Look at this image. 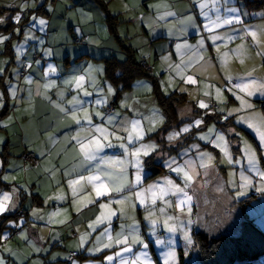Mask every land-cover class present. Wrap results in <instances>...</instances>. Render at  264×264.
I'll return each instance as SVG.
<instances>
[{"label":"rangeland","instance_id":"1","mask_svg":"<svg viewBox=\"0 0 264 264\" xmlns=\"http://www.w3.org/2000/svg\"><path fill=\"white\" fill-rule=\"evenodd\" d=\"M75 1L79 5L76 15L74 11L76 8L73 10L67 9L68 0H57L55 1L56 4H53V0H50L47 4H45L46 0H0V6L10 10L4 15H0V20H3L0 26H4L7 18L11 15L16 25L13 32L16 36L0 31V40H2L0 42V53H4L6 43L11 39H13L16 50L15 63L9 69V80L7 79V82H11L12 75L14 77L13 84L6 83L7 90L11 91L12 97L15 98L17 91H19L20 71L25 64L29 67L28 74L30 76L35 75V72L36 74L42 73L40 69L32 65V63L35 64L34 60H32V63L30 61L23 62L27 58L25 54L32 50L31 58L39 52L49 59L47 52L41 51L43 50L42 47L45 46V35L43 33L38 37L36 31L40 19L46 21L44 27L47 26V23H50V20L46 16H37L33 11L44 5L53 24L61 18L69 21L67 15L69 18L75 15V17L79 16L81 20L90 19L85 9L91 11L92 15L96 13L95 10H91L89 4H86L83 8L80 6L81 0ZM105 1H111L110 9L113 8L112 11L117 12V10H120L123 12L120 16L121 24L119 25V36L121 38L125 36L134 37L139 31L142 32L141 23L137 24V21L134 22L136 24L127 22L130 17L126 12L131 8H136L137 1L143 2V0ZM169 1L171 0L161 1L162 8H165L166 12L163 13L162 23L164 24L161 23L159 27L174 34L179 42L175 51H169L161 57L163 65L161 68L164 69V75L163 79L160 77H156V79H159L161 90L166 96L177 93L178 95H185L186 101L178 109L180 125L174 126L162 137L169 146L178 145L184 141V137H193L194 140L175 155L169 156L168 153L159 152L162 146L159 144L156 135L165 127L166 118L153 94V83L148 79L135 81L133 90L122 95L120 100L123 101H121L123 105L120 104L116 109L117 114L106 117L113 118V121L109 123L111 127L106 129L107 140H103V134L97 132L95 128L94 133L87 128L83 131H80L79 128L74 129L73 138L75 143H77L76 139L80 140V137H86L89 141L93 138H101L102 143L105 145L98 152L96 161L83 160L86 168L90 167L92 163L98 167L99 172L91 173L92 176L99 175L101 181L111 185L112 181L104 173L119 174L122 168V174L127 178L125 184L135 181L136 191L141 193L140 196L136 195V197L140 199L141 208H144L142 215H144V222L147 225L146 228L142 227L138 214H136L138 218L135 220L128 217V215L130 216L129 212L133 210V196L129 194L130 191L126 192L125 196L116 199L123 200V204L116 203V200L112 201L108 198L104 201V204H109L115 215L108 216L107 210L102 209V211L108 219L117 216L116 220L121 225L118 233L120 239L127 237L128 241L137 239L143 243L136 242L133 245H127L116 242L109 244V237L111 236L112 239L114 235L115 223L113 221L108 229L103 230L100 244L103 243L104 250L107 248L109 250L115 249L111 254H108L113 259L111 261L106 259L105 263H101L99 260L100 262L89 261L85 264H114L115 262L117 264H200L193 237L196 230H202L211 237L220 235L237 236L240 232L242 219L249 218L264 231V191L259 190L264 187V182L260 181L259 176L254 171H250L246 155L249 148L253 149L259 161L256 167L264 171V144H262L256 130L257 127H260L264 131V110L262 108L264 89L258 87L260 84H264V8L260 11L248 12L238 0H188V4L192 2L190 11L188 4L187 6L181 5L178 0H175L177 1L175 4H169ZM173 5L181 6L180 16L178 15L179 21L169 20L165 22L166 17L171 18L175 14ZM201 5L208 6V14H212L207 17L200 16V21L196 14L202 8ZM17 15L20 16L19 22L14 20ZM176 15H174V18H176ZM26 17L29 18L27 23L25 22ZM33 17L36 19L33 20ZM235 17H239L242 23H237ZM227 19H232L233 23H224ZM58 28V26L56 28L51 26L52 33L50 35L52 38L57 39L58 36L59 40H63L65 37L64 30ZM261 30L263 31L261 32ZM251 31L257 32L260 40L259 44L253 40L251 35L247 34ZM22 32L23 35L21 36ZM4 37L8 39H3ZM215 37H219V39H214ZM77 38L81 39L82 37L69 35L68 42L72 48L90 44L87 40L85 43H77ZM117 47L119 48L118 44ZM37 49L40 51H37ZM2 54H0V65L4 66L1 70L5 72L10 64V59ZM137 56L141 58L140 55L137 54ZM174 56L177 57L179 62L174 61ZM118 59L124 60V55L121 53ZM33 67L34 71L31 72L30 69ZM161 68L160 70H162ZM189 76L196 83H189L187 81ZM252 81H256L257 87L253 95H248L246 91L241 90L239 85L251 84ZM46 98V96H43L42 101L32 98L26 101V108L31 107L27 103L33 104L32 110L37 107V111L40 113L38 121L42 123L49 120V117L41 115L43 111H46L43 108L49 107L45 104ZM242 101L245 103H242ZM201 102L206 104L207 107L201 108ZM0 105L4 106L3 102H0ZM248 105H251V107H248ZM2 106H0V109ZM211 106L214 108H211ZM54 107L61 111L60 106L55 105ZM104 111H106L105 108ZM7 117L0 119V142L4 145L8 143L9 137L1 132V129L3 126L8 125L9 119L2 123ZM27 118H29L26 121L27 125H32L37 120L34 115H29ZM207 118H216V122L207 124ZM83 119L76 117L71 124L77 123V120L82 123ZM229 119L233 121L234 126L224 132L219 128L218 123H225ZM197 121L200 123L197 124ZM249 123L253 124V127H249ZM133 124L136 125L135 128H133ZM92 127H96V125ZM8 128L10 129L9 126ZM185 128L188 131H184ZM243 130L256 139L261 152L258 151L253 141ZM221 136L224 137L223 140L220 139ZM117 137L120 139H117ZM230 137L231 139L235 137L234 139L239 141L241 154L238 157L231 149ZM14 138H11L13 139V145H15ZM121 145H124V147H121ZM2 146L0 145L1 179L5 172L2 161L4 148ZM142 147L143 151L139 156L132 154ZM145 151L147 152L146 155L144 154ZM226 152L228 155L225 154ZM153 154H157V162L162 163L165 173L144 184L146 179V177L144 178L145 160ZM229 156L233 163H229ZM22 164L23 168L27 167L24 163ZM202 164H206L207 167H202ZM177 167L184 168L190 175H193V181L187 182L188 187H185L186 182L183 175H178L173 170ZM146 173L147 176L150 174L148 171ZM137 174L140 176L139 182L136 181ZM242 176L250 177L253 184L242 187L244 183L241 179ZM167 180H172L174 185L183 188L192 198L199 195L205 200H210V205L206 208L203 207L204 204H194V206L193 200L188 201L184 193L174 194L175 189L166 183ZM58 181L61 182V178ZM86 182L88 181L85 180ZM85 183H82V189L86 186ZM97 183L99 184L100 181ZM208 184L211 185L210 190L207 188ZM157 185L159 187H156ZM161 188L164 189L163 195L160 193ZM241 192L244 195H239ZM14 193L15 190L12 188L2 190L0 187V202L5 203L7 206L5 214L10 212V209L13 210L11 212L16 210L12 209ZM5 195L10 197L8 201H4ZM64 195L63 193L62 196ZM147 197H150L149 202ZM141 200H143V203H141ZM153 200H155V203H153ZM181 200L185 202L181 204ZM59 208V211L65 210V207L60 206ZM37 211L38 215L45 216L46 223L52 210L36 208L35 212ZM35 212L34 210L31 211L30 223H33V225L31 227L28 225L23 229L25 234L22 232L20 243L10 239L8 246L5 241L0 245L2 264H60L61 262V264H66L65 261H69L70 256L66 257V251L76 248V245L62 243V248L55 249L51 255H48L52 245H47L44 239L38 240L36 231L42 233L45 228L40 223L41 218L36 217ZM119 214H121V219H118ZM56 217L55 215V221ZM169 228H173L175 231H169ZM32 229L34 232H31ZM186 234L190 237L191 244L185 239ZM144 244H147L148 247L145 248ZM105 245L109 247H105ZM91 247L92 252H94V244ZM125 248H131L132 251H124ZM180 250L183 252V260L180 258ZM169 252L174 253V256H169ZM73 253L80 254L78 251H70V255ZM60 255L61 257L58 258ZM75 260L73 264L82 263L80 260ZM250 264H264V257L252 261Z\"/></svg>","mask_w":264,"mask_h":264},{"label":"crops","instance_id":"2","mask_svg":"<svg viewBox=\"0 0 264 264\" xmlns=\"http://www.w3.org/2000/svg\"><path fill=\"white\" fill-rule=\"evenodd\" d=\"M49 1L50 0H46L45 4ZM53 1V4H56L55 1L57 0ZM124 1L127 2V0ZM161 1L162 0L137 1L136 8H131L126 12L130 17V20L127 22L133 24L137 21V24L141 23L142 32L139 31L136 33L134 35L135 38L133 36H125L124 38L128 40V44L140 55L141 58L139 59L150 67V73L157 78L160 77L163 79L164 69L161 68L163 66L161 57L169 51H175L179 40L174 34L169 33L164 28L160 29L159 27L163 21V13L166 12L165 8H162ZM178 1L181 2V5L187 6L188 4V0ZM238 1L242 3V0ZM75 2V0H68L67 9L73 10L76 8L74 10L76 15L79 5ZM110 2H108L109 11L120 18L123 12L120 10H117V12L112 11L113 8L112 10L110 9ZM176 2L175 0H171L169 4H175ZM80 3V6L83 8L86 4H89L91 10H95L96 13L92 15L91 11L85 9L90 19L81 20L79 16L75 17V15L69 18L66 14L69 21L65 20V18H61L56 20V23L53 24L51 17L49 18L50 14L47 12L48 15L46 17H48L50 23H47L46 27L37 23L36 36L39 37L44 33L45 46L42 47L43 50L41 51L44 53L47 52L46 54H48L49 59L46 58L47 63L34 60L33 57L31 58L32 50H29V52L25 54L27 58H25L23 62L30 61L32 63V60H34L35 64L32 63V65L40 69L42 73L36 74L35 72V75L30 76L28 74L29 67L25 64L24 67H26V71L24 75L22 71L24 67L20 71V88L15 98L12 97L11 91L9 90H7L8 98L5 96L2 83L5 84L6 87V83L13 84L14 77L11 75V82H7L9 69H7L8 67L6 68L5 74V72L1 70L4 66L0 65V102L4 104L0 111L4 109L7 104L9 105V113L5 115L8 117L2 121L3 123L9 119V123L1 129V132H4L9 137V144L7 143L4 145L0 142L1 146L4 145L2 146L4 148L3 155L7 156L2 181L11 185L10 188L15 190L12 209H16L14 212H11L13 210L9 207L10 212L6 214H12L17 211H26L27 213L26 217L20 216L15 221L9 222V226H12L13 229H17L16 233L12 234V231L8 230L3 234L2 241L7 242V246L10 243V239L20 243L22 232H24L23 229L28 225L29 227L33 225V223H30L31 211L34 210L35 212L36 208H41L43 210L50 209L52 210L51 216L46 223L45 216L38 215V211L35 212L36 217L38 216L41 218L40 223L45 228L42 233L36 231L38 240L44 239L47 245H52L50 246L48 255H51L55 249L62 248V243H72L76 245V248L67 250V253L65 252L67 258L70 255V251H78L80 252V257L77 260L82 261L81 264H85L89 261L97 262L99 260L101 263H105L108 254H111L115 249L109 250V248H107L104 250L103 243L100 245L102 242L103 230L108 229L114 221V235L112 239H109V244L116 243L117 238H121L118 236L121 225L120 222L116 220L117 216L112 219H104L103 222L99 224L96 223L97 217L101 216L103 212L100 205L104 204V201L108 198L115 201L117 198L125 196L126 192L130 191L129 194L133 196V210L130 212L128 211L130 214L128 217L131 220H135L138 218V216H136V214H138L142 227L146 228L147 225L144 222L145 217L142 215L144 208H141L139 204L140 199L136 197L137 185L135 181L125 184L124 190L120 193L113 191L110 195L97 197L93 185L98 184V181L89 182L87 177L92 176L91 173H98L99 169L92 162L91 166L86 168V164H84L83 160L87 161V158L84 152L81 151V144H88L89 140L86 137H80V140L76 139L77 143H75L73 138L75 128H79L80 131L87 128L90 129L92 133H94L93 131L96 127H103L104 129L110 128L111 126L109 123L113 121V118L109 120L110 117H106L108 115H116L117 112L115 110L113 113H107L104 111V108L106 109L111 103H116V109L120 104L123 105V101L120 100L122 98L118 99L116 97L115 88L109 85L105 80V60L112 57L118 58L122 52L117 47L115 40L109 32L103 10L93 0H81ZM191 4H188L190 11L192 9ZM173 10H175V14H177L176 18H174V14L171 18L166 17L165 22L169 20H174L175 22L179 21L178 15L180 16L181 6L178 7L177 5H173ZM207 14L208 6H204L200 8L196 16L198 20L201 21L200 16L207 17L212 13ZM36 15L39 16V14ZM28 19L29 18L26 17V23ZM251 21H253V19H251ZM51 26L54 28L58 26V29L64 30L63 33L65 37L63 40H59L58 36L57 39L52 38L50 35L52 33ZM262 31L263 30H261V32ZM69 35L75 37L81 36L85 39V42L87 40L90 44L72 48L68 42ZM54 40L56 41L55 43ZM97 42H99V44H97ZM53 43L54 45H52ZM12 47L16 58V50L13 43ZM37 51L40 50L37 49ZM2 55H4V53ZM176 60L178 61L177 57L174 56V61ZM34 67L30 69L31 72L34 71ZM160 68L162 70H160ZM81 76L84 77V80L78 85L76 81ZM109 88L111 91H109ZM85 91L91 93V95L85 96ZM43 96L47 97L45 104L49 106L48 108L42 107L47 112L43 111L41 115L49 117V120H45V123L38 121L40 113L37 111V107L32 110L31 107L33 104L27 103V105H31V107L28 106V108H26V101L31 100V98L42 101ZM76 100H81L84 103L76 104ZM97 101H99V103H97ZM53 105L60 106L65 109V111H59ZM85 111H87L91 117V124L85 119ZM73 113L77 118H84L82 123L71 124ZM96 113H100V115H96ZM29 115L37 117L36 122L32 125L26 124ZM95 125L96 127H92ZM12 137H15V145H13ZM26 152H34L36 154L39 159L37 166L24 164L27 167L23 168L21 156ZM94 154L97 158L91 160L93 162L98 159V152ZM146 171L145 169L144 178L147 177ZM60 178L61 182L58 181ZM77 180H80L79 184L74 183ZM85 180L88 182L85 183ZM144 182V184H147L149 181L145 180ZM82 183L86 184V186L83 187L84 189L81 188ZM207 188L210 190L211 185L208 184ZM3 189L5 188H2V190ZM29 190L31 191L29 192ZM63 193L65 194L64 196H62ZM57 194L58 196L55 197ZM37 195L43 199L42 207L36 205L33 199L34 196ZM149 199L150 197H147L148 202ZM192 200L193 205L204 204V208L211 203L210 200H205L199 195L194 196ZM204 200L205 202H203ZM89 201L94 202L90 203ZM60 206L65 207V210L59 211ZM55 215L57 216L56 221ZM118 219H121V214H119ZM90 225H92V227H90ZM31 232H34V230L32 229ZM115 237L117 238L115 239ZM92 244H94V250L96 252H92ZM133 244L131 239L127 243V245ZM60 257L61 255L58 258ZM65 262L67 263V260ZM114 264H117V262Z\"/></svg>","mask_w":264,"mask_h":264},{"label":"trees","instance_id":"3","mask_svg":"<svg viewBox=\"0 0 264 264\" xmlns=\"http://www.w3.org/2000/svg\"><path fill=\"white\" fill-rule=\"evenodd\" d=\"M93 1L105 13V22L108 26L109 32L112 38L115 40V42L119 45L121 52L125 56L124 60H119L118 58H114V57L105 60V80L107 81L108 84H110L115 88L116 97L118 99H120L123 94L133 89L135 81L139 79L150 80L153 83V89H154L153 94L166 118L165 127L161 129L160 132L156 135L159 144L162 146L159 152L168 153L169 156L179 153V151L183 147L188 145L189 142L193 141L194 138L184 137L183 142L179 143L178 145L169 146L167 141L162 136H164V133L172 129L174 126L180 125L178 109L179 107L185 104L186 96L178 95L177 93H173L169 96H166L162 92L158 80L156 79L155 76H153L150 73V68L148 69L145 66V64L139 59V57L137 56V51L129 44L127 45L128 42L127 39L121 38L119 36L118 29H119V25L121 24V20L119 16L113 15L109 11L108 2H106L105 0H93ZM242 3L244 8L248 12L260 11L264 8V0H242ZM9 11L10 10L0 6V15H4ZM11 12H15V11H11ZM33 12L42 16L48 15L44 5L34 10ZM14 29H15V23L13 22V16L11 15L10 17L7 18L6 24L4 26H0V31L5 33H11L13 34V36H16L13 33ZM78 39L79 38H77L76 41ZM12 40L13 39L9 40L6 43L5 51H4V55L8 56L10 59V64L7 69H10L11 66L15 63L14 61L15 54L12 47V43H13ZM80 43H85V39L84 42H80ZM34 55L44 57L39 53H36ZM34 55H33L34 60H40L37 58L35 59ZM44 59H45L44 62L41 60L40 61L43 63H47V59L45 57ZM25 71H26V67H24L23 69V75ZM2 86L4 89L5 96L8 98V91L5 84L2 83ZM112 104L114 105L116 110V103H111L110 105ZM262 108L264 110V102ZM8 113H9V105L7 104L4 107V109L0 111V118H3ZM212 122H216V118L206 119L207 124ZM232 122L233 121L229 119L225 123L219 122L218 126L221 130L225 132L228 131L229 128L234 126ZM243 131L253 141L258 151L261 152L256 139L250 133L246 132L245 130ZM234 138L235 137H232L231 139L230 137L231 149L234 152V154H236V156L238 157L241 154L239 141ZM2 158H3V166L5 167L7 156L2 155ZM37 160L38 162L35 166H37L39 163L38 157ZM145 169L148 172H150V174L145 179L146 181H151L154 178L158 177L159 175L165 173V169L162 163L157 162V154H153L145 160ZM10 186L11 185L4 183L0 177V187L5 189H10ZM33 199L36 202V205L42 207L43 199L41 197L37 195L34 196ZM20 216L26 217L27 216L26 211H17L12 214H4L0 216V245L3 242L2 236L5 232L11 230L12 234L16 233L17 229L15 228L13 229V227L9 226L8 224L11 221H15ZM193 237H194L195 247L198 251L200 264H250L252 261L264 257V231L259 226H257L252 219L249 218L242 219L240 224V232L237 236L220 235L218 237H211L206 232L199 230L193 233ZM69 256L71 257L72 255ZM70 257L68 259H70ZM79 257L80 254H78V257L76 259H78ZM180 258L181 260H183L182 250H180ZM73 261L71 262L67 261L66 264H72Z\"/></svg>","mask_w":264,"mask_h":264},{"label":"snow or ice","instance_id":"4","mask_svg":"<svg viewBox=\"0 0 264 264\" xmlns=\"http://www.w3.org/2000/svg\"><path fill=\"white\" fill-rule=\"evenodd\" d=\"M204 6L205 5H201V7H204ZM35 19L36 18L33 17V20H35ZM14 20H15V22H19L20 16L17 15L14 18ZM235 20H236L237 23H242V21L239 19V17H235ZM0 23H3V20H0ZM38 23H39V25L43 26V25L46 24V21H44L43 19H40L38 21ZM224 23L231 24V23H233V20L232 19H227V20L224 21ZM247 34L251 35V37L253 38V40L257 44L260 43V40H259V37H258L256 31H251V32H249ZM3 39H8V38L4 37ZM214 39H219V37H215ZM0 42H2V40H0ZM83 80H84V77L81 76V77H79L77 79L76 83L79 85ZM187 81L189 83H196V81L191 76H189L187 78ZM239 87L241 88L242 91H246L248 95H253L254 94V90L256 89L257 85H256V81H252L251 84H242V85H239ZM258 87H259V89H264V84H260ZM109 91H111L110 88H109ZM217 91L219 92V90H217ZM84 95L88 96V95H91V93H88L87 91H85ZM75 103L76 104H83L84 102L81 101V100H76ZM97 103H99V101H97ZM242 103H245V102L242 101ZM0 106H2V105H0ZM200 107L201 108H206L207 105L204 104L203 102H201L200 103ZM248 107H251V105H248ZM61 111H65V109L61 108ZM84 115H85V119L88 121V123L91 124L92 123L91 117L89 116L87 111H85ZM96 115H100V113H96ZM73 119H76L74 113H73ZM109 120H111V117L109 118ZM76 122L79 123L80 121L77 120ZM196 123L199 124L200 122L197 121ZM135 127H136V125L133 124V128H135ZM249 127H253V124L249 123ZM256 130L259 133L260 140H261L262 144H264V131H262L260 129V127H257ZM96 131L103 134V137H102L103 140H107L108 139V135H107V130L106 129H104L103 127H97ZM184 131H188V129L185 128ZM117 139H120V138L117 137ZM130 139H131V137H130ZM202 139H203V137H202ZM220 139L223 140L224 137L221 136ZM104 146L105 145L102 143L101 138H93L92 140H90L88 142V144H81V151L84 152V154H85L87 159L95 160L97 157H96V155L94 153L99 152ZM121 147H124V145H121ZM141 151H143V147L140 148V149H137L132 154L135 155V156H139ZM144 154L146 155L147 152L145 151ZM225 154L228 155L227 152ZM246 155H247V162H248L250 171H254L257 174V176H259L260 181L264 182V171H261L260 169H258L256 167V165L258 164L259 161H258V159H257V157L255 155V151L253 149L249 148L247 150V152H246ZM119 163H122V162H119ZM229 163H233V161H232L230 156H229ZM201 166L202 167H207L206 164H202ZM173 170L176 171L178 175L179 174L183 175V179L186 182L185 187L189 186V184L187 182H191L194 179L193 175H190L188 171L184 170V168L177 167V168H175ZM122 173H123V169L122 168H121V173H119V174L113 173V172H105L104 173V175L107 176L110 181H112L111 185L101 181V177L99 175L87 177V180L89 182H91V181H101L99 184H94L93 187H94V190H95V192L97 194V197L106 196V195H110V193L113 192V191L116 192V193H120V192H122L124 190L125 182H126L127 178ZM241 179L244 181L242 187L250 186V185L253 184V181H252V179L250 177L242 176ZM136 181L137 182L140 181L139 174H137V176H136ZM74 183L75 184H79L80 180H77ZM166 183L168 185H171V186L174 187V189H175L174 194L175 193H184V195H185V197L187 198L188 201H190L192 199V197L190 195H188L187 192H185L183 188L179 187L178 185H174V182L172 180H167ZM156 187H159V186L157 185ZM259 190L260 191H264V187H261ZM160 193L163 195L164 194V189L161 188L160 189ZM136 195L140 196L141 193L137 192ZM239 195H244V193L241 192V193H239ZM3 199H4V201H8L10 199V197L5 195ZM89 202L92 203L94 201H89ZM115 202L119 203V204H123L124 203L123 200H116ZM184 202H185L184 200L180 201L181 204H183ZM141 203H143V200H141ZM153 203H155V200H153ZM100 207L102 209L107 210L108 216L115 215V212L110 208L109 204H101ZM5 211H7L6 204L3 203V202H0V214H3ZM190 211L191 210L189 209V212ZM104 219H107V217L102 212L101 216L97 217L96 223L99 224V223L103 222ZM189 222H191V221H189ZM90 227H92V225H90ZM169 231H175V229L169 228ZM109 239H111V236L109 237ZM185 239L188 241L189 244L192 243L190 237L187 234L185 235ZM136 242L143 243L142 241H138L137 239H134L133 243H136ZM117 243L127 244L128 243V238L124 237L123 239H119V240H117ZM107 246L108 245H105V247H107ZM143 246L145 248L148 247L147 244H144ZM124 251L130 252V251H132V249L131 248H125ZM168 255L169 256H174V253L169 252ZM107 259L109 261H111L113 259V257L112 256H108ZM0 264H2V259H0Z\"/></svg>","mask_w":264,"mask_h":264},{"label":"built area","instance_id":"5","mask_svg":"<svg viewBox=\"0 0 264 264\" xmlns=\"http://www.w3.org/2000/svg\"><path fill=\"white\" fill-rule=\"evenodd\" d=\"M80 42H84V39H78V40H77V43H80ZM34 58H35V59H36V58H37V59H40V60L43 61V62L45 61L44 57H42V56L34 55ZM145 65H146V63H145ZM146 67L149 69L148 65H146ZM211 108H214V107L211 106ZM114 110H115V107H114L113 104L110 105V106L106 109V111H107L108 113H112V112H114ZM22 160H23V162H24L26 165H33V166H35V165L37 164V162H38V160H37V156H36V154L33 153V152H27V153L23 154V156H22ZM77 257H78V254H77V253H73L72 256L70 257L69 261L71 262V261H73L74 259H76Z\"/></svg>","mask_w":264,"mask_h":264},{"label":"clouds","instance_id":"6","mask_svg":"<svg viewBox=\"0 0 264 264\" xmlns=\"http://www.w3.org/2000/svg\"><path fill=\"white\" fill-rule=\"evenodd\" d=\"M146 66V65H145ZM150 68V67H149Z\"/></svg>","mask_w":264,"mask_h":264}]
</instances>
